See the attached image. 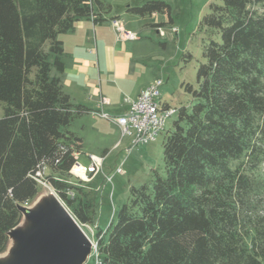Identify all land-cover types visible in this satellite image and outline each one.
I'll return each mask as SVG.
<instances>
[{
	"label": "trees",
	"instance_id": "obj_1",
	"mask_svg": "<svg viewBox=\"0 0 264 264\" xmlns=\"http://www.w3.org/2000/svg\"><path fill=\"white\" fill-rule=\"evenodd\" d=\"M208 9L199 23L205 61L196 84H183L165 173L132 187L97 232V264H264V0H214ZM169 10L147 1L128 12ZM101 12L111 6L100 0H0V254L38 179L79 223H93L84 188L71 182L83 141L67 130L90 110L54 72L65 68L61 37L82 19L103 24Z\"/></svg>",
	"mask_w": 264,
	"mask_h": 264
},
{
	"label": "rangeland",
	"instance_id": "obj_2",
	"mask_svg": "<svg viewBox=\"0 0 264 264\" xmlns=\"http://www.w3.org/2000/svg\"><path fill=\"white\" fill-rule=\"evenodd\" d=\"M123 1L114 0V3L118 5ZM144 1H161L170 6L168 14L163 17L166 21V24H162L164 38L160 37L151 25L143 26L147 32L139 35L143 38L149 54L153 79L164 82L161 88L162 102L177 108L188 98L183 84H196L198 69L205 61L203 53L208 39L199 29V23L208 13L209 4L214 0ZM159 15L163 14L153 16ZM149 21L152 23L153 20L147 22ZM142 24H134L133 27L137 29L142 27ZM4 107L5 104L0 102V119L4 115ZM175 119L176 116L167 122L165 131L157 137L155 142L134 147L132 150H130L131 138L126 137L122 140L120 130L99 116L87 114L77 116L67 128L83 141L82 153L78 156L80 164L89 165L91 154L100 157H105L107 154L102 170L95 174L91 181L83 183L84 196L94 208L92 224H81L76 220L93 243L92 253L85 264H97V232L108 227L115 213L127 202L131 188L141 185L152 187L156 172L164 175L163 143L168 132L173 129ZM115 144L117 145L114 146ZM121 165L122 174L117 173ZM108 176L112 177L111 182L107 181ZM71 182L75 183L76 179L72 177ZM40 185L38 195L24 206L32 207L46 192H52L59 199L51 186L44 182ZM65 207L74 217L72 211L66 205ZM23 223L22 218L20 226ZM12 245L13 241L10 240L7 250L0 254L1 258L8 254Z\"/></svg>",
	"mask_w": 264,
	"mask_h": 264
},
{
	"label": "crops",
	"instance_id": "obj_3",
	"mask_svg": "<svg viewBox=\"0 0 264 264\" xmlns=\"http://www.w3.org/2000/svg\"><path fill=\"white\" fill-rule=\"evenodd\" d=\"M100 1L111 6L109 14L101 12L106 22L95 24L93 19H82L73 31L61 37L65 68L62 74L54 72V75L61 78L64 91L74 104L90 110L87 115L104 111L117 116L128 108L126 100H136L155 80L143 38L120 39L111 21L118 18L126 30L141 35L147 32L143 26L151 25L159 34L158 29L166 24L163 20L166 15L138 16L128 12L130 7L143 4L144 0H124L118 5L114 0ZM138 23H143L142 27L134 29L133 25ZM103 99L106 104H102Z\"/></svg>",
	"mask_w": 264,
	"mask_h": 264
},
{
	"label": "water",
	"instance_id": "obj_4",
	"mask_svg": "<svg viewBox=\"0 0 264 264\" xmlns=\"http://www.w3.org/2000/svg\"><path fill=\"white\" fill-rule=\"evenodd\" d=\"M26 227L20 224L9 232L14 242L10 258L0 264H85L92 243L76 219L56 197L35 208L19 206Z\"/></svg>",
	"mask_w": 264,
	"mask_h": 264
},
{
	"label": "built area",
	"instance_id": "obj_5",
	"mask_svg": "<svg viewBox=\"0 0 264 264\" xmlns=\"http://www.w3.org/2000/svg\"><path fill=\"white\" fill-rule=\"evenodd\" d=\"M111 22L117 30L120 39L124 41L139 40V34L126 30L119 20H112ZM158 31L160 37L164 38L165 32L162 31V28H159ZM163 85L164 82L157 79L144 89L136 100H126L128 108L120 115L114 116L104 111H96L93 114L117 126L121 132L122 140L130 137L132 143L130 150L134 147L153 143L165 131L167 122L176 116L177 113L176 108L162 102L161 88ZM106 103L107 101L103 99L102 104ZM79 155H76L77 162L71 170L72 177L76 179V182L72 183V185L84 188L83 183L91 181L93 176L102 170L106 156L100 157L91 154L89 155L90 164L82 165L78 162ZM122 165L117 169V173H123ZM37 176L42 178L43 174L38 172ZM107 181L111 182L112 177L108 176ZM38 182L41 183L43 181L38 179ZM68 196L74 198V191H68Z\"/></svg>",
	"mask_w": 264,
	"mask_h": 264
},
{
	"label": "bare ground",
	"instance_id": "obj_6",
	"mask_svg": "<svg viewBox=\"0 0 264 264\" xmlns=\"http://www.w3.org/2000/svg\"><path fill=\"white\" fill-rule=\"evenodd\" d=\"M54 198H56V196L51 192H46V193H44V195H42L37 201H36V203L32 206V207H28V208H35L38 204H41L44 200H52V199H54ZM28 225V222L24 219V223L22 224V227H26ZM83 230V229H82ZM84 231V230H83ZM84 233H85V231H84ZM86 234V233H85ZM87 235V234H86ZM88 236V235H87ZM88 238H89V236H88ZM90 239V238H89ZM91 241V240H90ZM91 243H92V241H91ZM13 244H14V242H13ZM13 246V245H12ZM12 246H11V248H12ZM92 246H93V243H92ZM10 248V249H11ZM8 258H10V250H9V252H8V254L6 255V256H4V257H0V259H8Z\"/></svg>",
	"mask_w": 264,
	"mask_h": 264
}]
</instances>
